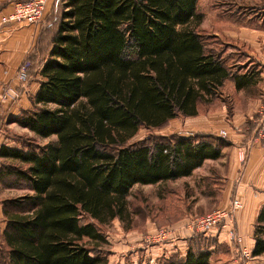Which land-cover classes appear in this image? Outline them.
<instances>
[{"label":"trees","instance_id":"1","mask_svg":"<svg viewBox=\"0 0 264 264\" xmlns=\"http://www.w3.org/2000/svg\"><path fill=\"white\" fill-rule=\"evenodd\" d=\"M202 16L197 0H52L39 88L32 107L10 121L56 140L27 150L1 145L0 159L22 164L7 173L32 191L1 202L7 264H106L83 239L103 241L99 224L130 220L133 185L178 180L220 156L224 140L207 134L128 143L142 126L197 114L229 78L236 89L248 85L188 27ZM263 222L264 206L253 255L264 252ZM211 241L194 232L184 257L156 264H209Z\"/></svg>","mask_w":264,"mask_h":264},{"label":"crops","instance_id":"2","mask_svg":"<svg viewBox=\"0 0 264 264\" xmlns=\"http://www.w3.org/2000/svg\"><path fill=\"white\" fill-rule=\"evenodd\" d=\"M50 8L51 3L48 12ZM11 10V1L0 0V134L7 130L12 118L32 107L31 97L39 88L40 70L50 50L48 39L45 40L42 34L45 21L38 24L2 23L1 18ZM215 12L220 17L225 13L227 22L230 20L236 27L234 31H225L227 37L233 43L240 40L248 48L250 56H226L233 74H244L248 85L236 89L232 78L225 80L219 89L221 94L200 104L197 114L180 116L183 118L181 129L170 134L176 133L180 137L207 134L225 142L219 157L205 159L189 176L178 180L184 182L183 189H180L181 197L191 199L181 212L183 221L188 219L186 217L216 208H228L233 198L240 201L241 208L235 210L222 225L205 233L212 240L208 248L211 252L209 264H234L237 249L228 233L232 229L236 231L242 238L241 245L252 254L257 218L264 206V147L254 139L258 117L256 107L264 99V0L245 6L235 0L221 1L216 3ZM218 34L215 30L211 36ZM27 58L31 61L29 79L21 84L16 79V72ZM224 86L239 94H251L249 89H253V95H247L249 108L221 97ZM2 94L6 95L4 99ZM219 98H222L221 101H218ZM221 129L225 130L226 136L218 134ZM191 235V232L181 229L164 242L141 246L142 251L150 264H156L158 258H168L172 254L184 257ZM224 252H229L228 259L222 258ZM263 254L252 256L256 258Z\"/></svg>","mask_w":264,"mask_h":264},{"label":"rangeland","instance_id":"3","mask_svg":"<svg viewBox=\"0 0 264 264\" xmlns=\"http://www.w3.org/2000/svg\"><path fill=\"white\" fill-rule=\"evenodd\" d=\"M221 1L227 0H197V10L203 16L199 22L196 19L192 20L188 27L194 28L204 35L208 50L222 51L223 56H250L247 46L240 43V40L233 43V40L227 37L225 31H234L236 27L232 22H229L230 20L227 22L225 13L221 14V17L217 16L215 6L217 2L221 3ZM235 1L241 6L252 2H257V4L262 2V0L261 2L260 0ZM215 30H218L219 36H211ZM249 91L251 94H239L229 86H224L221 97L229 100L230 103L235 101L239 105H245L249 108L247 95H253L254 92L253 89H249ZM221 99L219 98L218 101ZM49 107L53 108L54 105H49ZM256 108H259V105ZM182 120L183 118L178 116L159 128L142 126L129 139L128 143L139 142L152 135H168L172 131H179L182 127ZM55 140V135L47 138L38 137L17 122H8L7 130L0 134L1 145L23 150L42 147ZM18 166H22V164L16 160L0 159V252L2 249H6L4 241H2V232L6 225V218L2 213V200L32 194V191L24 183L17 181L13 175L7 173V168ZM183 187L184 182L181 180L168 181L158 185H133L127 196L130 220L121 221L114 218L106 224H99L98 229L104 236L103 241H91L86 238L83 241L93 253L104 256L107 261L106 264H149L148 257L142 251L141 246H148L152 242H146L145 236L157 228L163 226L178 227L180 223L185 222L182 220L181 212L191 199L185 196L181 197L180 189ZM9 209L13 211L11 207ZM86 221L90 222L91 219L84 216L82 222ZM262 226H264V222ZM234 248H238L237 244L234 245ZM222 255L223 259H228L230 254L224 252ZM3 256L0 254V264H7L6 256ZM159 259H164V257ZM250 264H264V254L253 258Z\"/></svg>","mask_w":264,"mask_h":264},{"label":"built area","instance_id":"4","mask_svg":"<svg viewBox=\"0 0 264 264\" xmlns=\"http://www.w3.org/2000/svg\"><path fill=\"white\" fill-rule=\"evenodd\" d=\"M12 3V10L1 18L2 23H24V24H38L43 22L51 0H9ZM31 68V61L27 58L23 60L17 68L16 78L19 83L25 84L29 79V71ZM5 94L1 95L4 99ZM257 127L254 134V139L258 140L264 147V99L262 100L257 110ZM218 134L222 137L226 136L225 130H219ZM1 148V143H0ZM241 203L237 198H233L228 208H216L214 210L205 212L203 214L195 215L185 222L180 223L178 227L163 226L155 229L150 234L145 236L146 242L150 241L152 244L164 242L170 239L181 229L194 233H206L220 225L237 209L241 208ZM229 238L237 244V252L234 258V264H250L253 256L248 249L241 245L242 238L233 229L228 233Z\"/></svg>","mask_w":264,"mask_h":264}]
</instances>
